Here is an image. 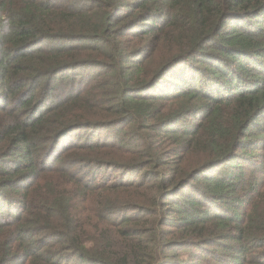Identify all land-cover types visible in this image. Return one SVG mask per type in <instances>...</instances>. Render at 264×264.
Returning a JSON list of instances; mask_svg holds the SVG:
<instances>
[{
    "label": "trees",
    "instance_id": "trees-1",
    "mask_svg": "<svg viewBox=\"0 0 264 264\" xmlns=\"http://www.w3.org/2000/svg\"><path fill=\"white\" fill-rule=\"evenodd\" d=\"M0 264H264V0H0Z\"/></svg>",
    "mask_w": 264,
    "mask_h": 264
}]
</instances>
